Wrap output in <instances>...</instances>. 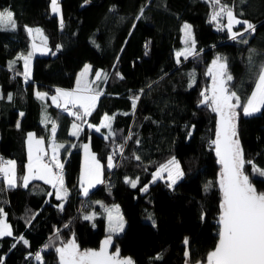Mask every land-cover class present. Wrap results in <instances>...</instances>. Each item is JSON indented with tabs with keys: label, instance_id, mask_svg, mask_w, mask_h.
<instances>
[{
	"label": "trees",
	"instance_id": "obj_1",
	"mask_svg": "<svg viewBox=\"0 0 264 264\" xmlns=\"http://www.w3.org/2000/svg\"><path fill=\"white\" fill-rule=\"evenodd\" d=\"M50 2L0 0V10H11L17 24L14 31H0V159L16 161L17 177H23L26 133L33 131L46 142L50 137L51 124L41 120L43 110L57 123L56 141L65 145L60 149V159L69 195L60 211L57 205L61 201L48 195L54 192L51 185L36 180L27 188H9L0 176V208L13 231L12 237H0L4 264H38L37 252L46 264H58L54 247L73 234L81 250L96 248L108 235L103 209L97 201L105 206L117 203L125 220L124 231L113 237L112 252L118 247L119 255L131 257L135 264H183V241L188 237L192 263L206 264L207 254L218 239L221 192L220 164L211 144L216 135V114L199 104L200 93L210 85L211 76L206 75L209 65L221 55L227 58L234 77L233 90L246 102L254 87L257 65L264 62V0H222L236 14L243 12L240 18L257 26L254 35L246 36L247 45L230 40L226 31H217L215 24L209 23V0H58L62 28L50 10ZM144 4L148 6L143 17L136 20ZM112 8L115 10L109 11ZM184 22L193 26L200 55L187 60L181 57L178 64L175 53L184 45ZM26 26L40 27L48 48L56 52L33 57L27 82L23 60L9 69V62L30 51L31 36ZM242 27L238 25L236 29ZM57 45L62 46L59 51ZM249 49H255L251 66ZM85 63L93 71L101 69L108 73L107 81L99 83L104 94L87 117L89 123L96 124L103 114L114 116L112 128L116 135L108 140L86 125L79 138L70 136L75 117L42 102L35 94L36 89L51 92L56 87L74 86L76 74ZM193 72L195 83L189 87V73ZM141 89L144 92L133 114L130 98L140 94ZM237 111V134L244 158L264 170V108L252 116H245L242 109ZM130 132L132 139L123 155H116L113 161L117 166L108 169L107 158L112 148ZM86 140L104 166V183L93 188L87 197L81 194L78 179L80 145ZM133 153L141 160L136 161ZM173 156L180 161L184 178L172 189L167 187L166 180L148 183L152 172ZM245 171L252 176L251 165L246 164ZM125 177L139 178L137 187L126 184ZM252 180L258 191L264 192V180L256 176ZM147 183L148 191H140ZM209 183L211 186L205 191ZM92 206L95 218L83 219ZM33 214L35 219L28 223ZM66 224L69 227L65 228ZM57 229L58 239L54 235ZM21 235L29 241L28 246L18 242ZM13 244L16 246L12 247ZM49 244L53 247L45 249ZM158 255L160 259H156Z\"/></svg>",
	"mask_w": 264,
	"mask_h": 264
},
{
	"label": "snow or ice",
	"instance_id": "obj_2",
	"mask_svg": "<svg viewBox=\"0 0 264 264\" xmlns=\"http://www.w3.org/2000/svg\"><path fill=\"white\" fill-rule=\"evenodd\" d=\"M88 2L89 0H85V3ZM209 3L212 9L209 14V23L215 24L217 31H226L230 40L247 45L249 40L246 36L254 35L257 31V26L247 19H241L240 16L243 15V12L239 15L236 14L234 8L223 3L222 0H209ZM147 6V4H144L139 8L136 20H140L143 17ZM51 10L53 13L60 15L61 10L58 0H51ZM114 10L112 8L109 11ZM238 25L243 26L242 30H234ZM60 26L61 28L63 27L62 16ZM16 27L17 24L12 11L8 9L0 10V31H14ZM132 27L135 28L136 25L133 24ZM26 31L30 36L33 32L40 36L43 47L38 49L33 40L31 50L26 55L20 54L16 60L9 62V69L11 70L18 60H23L25 82L31 78L32 57L36 51H40L43 55H56V52L47 48V38L43 36L41 29H32L26 26ZM181 31L183 33L182 42L185 47L175 53L178 64L181 63V57L187 60L189 57L197 58L200 55L196 48L192 26L185 23ZM129 35H131V32H129ZM149 43L150 41L145 43V49L148 48ZM61 47V45H57L56 50L59 51ZM249 53V65L251 66L255 49H249ZM117 60H119V57H117ZM90 70L91 66L86 64L84 69L77 75L74 88L70 90L56 88V94L50 98L57 108L75 117L69 132L70 136L79 138L86 125L89 129L94 128L98 133L101 132V129H108L107 134L104 136L108 140L116 135L115 130L112 128L114 116L105 114L99 125L90 124L87 120V117L95 109L99 97L104 94L103 89L99 88V83L107 81L108 73L97 70L95 78L89 80L87 76ZM19 74L17 73V75ZM115 75L123 79L119 72H116ZM206 75L211 76L212 84L209 88L201 91L199 104L206 106L217 117L216 138L211 141V144L215 146V153L218 158L217 163L221 165L218 184L222 194L218 220L219 239L214 250L208 252L206 264H264V192L258 191L252 180V176L264 180V170L258 168L251 160H245L237 134L238 109H242L245 116H252L261 112V109L264 108V62L257 65V70L254 73V87L251 94L246 98V102H242L238 92L233 90L231 86L234 77L229 71V63L226 57L217 55L209 65ZM189 76V87H191L195 83L194 72L189 73ZM143 92L144 89H141L140 94L130 98L133 114ZM48 95L46 92H36L38 99H43ZM8 99H12L11 94L8 95ZM124 114L128 115L129 113ZM20 115L23 116L24 114L20 113ZM75 121H80V123ZM42 123L51 124V136L48 140L51 156L48 155V151L44 147L45 140L43 138L37 139L33 133H28L26 141L28 162L25 165L23 177H17L16 161L14 160L0 163V174L3 176V182L9 188H16L17 186L27 188L31 181L36 180H42L45 184L51 185L54 192L48 193V195H55L56 200L61 201L57 207L60 211H63V202L67 200L69 190L65 185L64 164L60 160L59 150L65 148V145L56 142L57 123L51 120L46 112L42 113ZM16 126L17 128L20 127L19 121H17ZM191 135L192 132L189 131L188 136L191 137ZM123 139L124 143L116 144L114 152L108 156V169L117 166L113 162L116 158L115 153L118 152L123 155L127 142L132 139L131 132ZM136 143L137 145L140 144L139 139H137ZM80 146L84 150V163L81 166L79 184L81 194L87 197L90 189L97 184L104 183L102 179L103 166L96 155L91 152L89 144ZM133 158L136 161L141 160V157L135 153H133ZM246 164L251 165L252 176L246 173ZM184 176L185 172L181 167L180 161L173 156L166 163L157 167L156 171L152 173L150 183L166 180L167 187L172 189ZM18 181H22V184L18 183ZM124 182L132 188H136L139 178L131 179L125 177ZM210 186L211 183L205 185V191ZM148 187L149 185L145 184L140 191L147 192ZM96 203L100 204V207L104 209L107 215L108 235L101 242L98 250H81L73 234L71 239L54 247V251L58 255L59 264H135L131 257L120 258V249L118 247L115 253L109 252L113 237L119 235L125 229V220L119 212V206L114 205L112 208H108L100 201ZM4 215L3 209L0 208V237H12V228L6 223L3 218ZM95 216L96 213L93 212L84 215L83 219L93 220ZM201 218L203 219V216ZM32 219H35V214L32 215L28 223H31ZM153 226L155 227L154 220ZM64 227L67 228L69 225L66 224ZM54 235L58 239L60 230L57 229ZM18 242H22L25 246L29 245V241L22 235L18 238ZM183 243L185 245V264H192L189 238L185 237ZM15 246L16 244L12 245V247ZM52 247L53 245L51 244L45 245V249ZM29 256H31V253ZM156 259H160V256L158 255ZM35 260L38 264H46L39 252L35 254ZM0 264H4L3 257H0ZM196 264H204V262L196 261Z\"/></svg>",
	"mask_w": 264,
	"mask_h": 264
},
{
	"label": "crops",
	"instance_id": "obj_3",
	"mask_svg": "<svg viewBox=\"0 0 264 264\" xmlns=\"http://www.w3.org/2000/svg\"><path fill=\"white\" fill-rule=\"evenodd\" d=\"M56 16H57V14H56ZM38 26H34V27H31L32 29H36ZM41 29V28H40ZM42 30V29H41ZM42 33H43V31H42ZM33 35L34 34H36L35 32H33L32 33ZM43 36L44 37H46L45 36V34L43 33ZM31 46H32V44H31ZM47 48H48V45H47ZM49 49V48H48ZM30 50H31V48H30ZM86 65V63L78 70V72H77V74H76V78H77V75L84 69V66ZM90 65V64H89ZM23 66H24V64H23ZM91 66V65H90ZM97 70H100V71H102L101 69H96V70H92V66H91V70H90V72L88 73V76H87V79H89V80H91V79H94L95 78V72L97 71ZM75 83H76V79H75ZM75 87V84H74V86H72V87H56V88H62V89H66V90H70V89H72V88H74ZM56 88H54L51 92H47V91H45V90H43V89H36L35 90V94H36V92L37 91H39V92H46V93H48L49 95L47 96V97H44L43 99H40L42 102H49L50 104H52V105H54L55 106V104H54V102L51 100V96H53V95H55L56 94V92H55V89ZM102 89V88H101ZM42 113H45L43 110H42V112H41V120H42ZM104 115L105 114H103L102 115V117H101V119L104 117ZM108 115V114H107ZM48 116V115H47ZM110 116V115H109ZM51 118V117H50ZM101 119H100V121L98 122V123H96V124H93V123H90V124H93V125H99L100 124V122H101ZM51 120H54L53 118H51ZM55 121V120H54ZM56 122V121H55ZM72 126V125H71ZM93 130H94V128H93ZM70 131H71V128H70ZM107 132H108V129H101V132L100 133H102L104 136L107 134ZM28 133H33L34 135H35V137L37 138V139H39V138H43L42 136H38V135H36L33 131H28L27 133H26V136H25V148H26V156H27V160H26V163H25V165L27 164V162H28V153H27V143H26V141H27V135H28ZM50 136H51V130H50ZM50 138V137H49ZM44 139V138H43ZM57 142V141H56ZM58 143V142H57ZM44 147H45V149L48 151V155L49 156H51V150L48 148V141L46 142L45 141V144H44ZM59 155H60V150H59ZM47 159V158H46ZM7 160H13V159H6L5 161H7ZM61 160V159H60ZM84 162H83V160H82V152H81V163H80V171H79V176H80V172H81V166H82V164H83ZM24 174H25V171H24ZM2 178H3V176H2V174L0 175ZM78 179H79V177H78ZM40 181H42V180H40ZM98 185V184H97ZM96 185V186H97ZM105 216V221H106V227H107V218H106V214H104Z\"/></svg>",
	"mask_w": 264,
	"mask_h": 264
},
{
	"label": "rangeland",
	"instance_id": "obj_4",
	"mask_svg": "<svg viewBox=\"0 0 264 264\" xmlns=\"http://www.w3.org/2000/svg\"><path fill=\"white\" fill-rule=\"evenodd\" d=\"M59 3V2H58ZM60 5V4H59ZM50 10H51V2H50ZM60 10H61V8H60ZM51 12H52V10H51ZM53 13V12H52ZM55 14V13H54ZM61 16H62V12L60 11V15H57V17H58V20H59V22H60V20H61ZM242 19V18H241ZM226 22V21H225ZM185 23H188V22H184L183 24H182V26L185 24ZM188 24H190V23H188ZM191 25V24H190ZM192 26V25H191ZM237 27V26H236ZM37 28H39L40 29V27H37ZM36 28V29H37ZM181 29H182V27H181ZM192 29H193V26H192ZM234 30H237L236 28L234 29ZM183 34V33H182ZM183 37V36H182ZM33 40L35 41V44H36V46H37V48L39 49L40 47H43V44H42V40H41V37L40 36H38L37 34H32L31 35V44L33 43ZM185 47V45H183V47L181 48V49H183ZM180 49V50H181ZM179 51V50H178ZM36 54H41L40 53V51H36L35 52V54H34V56L36 55ZM33 56V57H34ZM33 57H32V61H33ZM87 65H89V63H86ZM31 68H32V65H31ZM211 84H212V79H211V81H210V85H209V87L211 86ZM208 87V88H209ZM82 144H89V147H90V142H89V140H86V141H84ZM90 150H91V148H90ZM91 152H93L92 150H91ZM94 153V152H93ZM95 154V153H94ZM98 159V158H97ZM171 159V158H170ZM82 160H83V162H84V150H83V148H82ZM99 160V159H98ZM169 160V159H168ZM168 160H166L165 162H163L162 164H164V163H166ZM100 161V160H99ZM100 163H101V161H100ZM101 165L103 166V164L101 163ZM161 165V164H160ZM103 168H104V166H103ZM157 169V168H156ZM156 169L153 171V172H155L156 171ZM152 172V173H153ZM165 176H166V174H165ZM80 177V176H79ZM152 180V174H151V177H150V180L148 181V183L150 182ZM147 183V184H148ZM79 186H80V184H79ZM96 187V186H95ZM94 187V188H95ZM91 190H93V188L92 189H90V191ZM90 191H89V193H90ZM80 192H81V188H80ZM114 205H116V206H119L117 203H114V204H112V205H109V206H106V207H108V208H112ZM93 212H95V209H94V207L92 206V207H90L88 210H87V213H86V215H88V214H90V213H93ZM119 212H120V214L123 216V214H122V212H121V209H120V206H119ZM103 213L104 214H106L105 212H104V209H103ZM105 216V215H104ZM4 219H5V221H6V223L8 224V225H10L9 224V222L6 220V217L4 216L3 217ZM106 218H107V215H106ZM107 227H108V221H107ZM107 227H106V230H107Z\"/></svg>",
	"mask_w": 264,
	"mask_h": 264
},
{
	"label": "water",
	"instance_id": "obj_5",
	"mask_svg": "<svg viewBox=\"0 0 264 264\" xmlns=\"http://www.w3.org/2000/svg\"><path fill=\"white\" fill-rule=\"evenodd\" d=\"M216 119H217V117H216ZM215 134H216V128H215ZM215 138H216V135H215ZM215 138H214V140H215ZM214 149H215V146H214ZM220 171H221V165H220ZM221 197H222V194H221ZM220 215V214H219ZM71 238H72V236H71ZM106 238V237H105ZM105 238H103L100 242H99V245L96 247V248H90V249H94V250H98L99 248H100V246H101V242L105 239ZM218 239H219V236H218ZM218 239H217V242H218ZM216 242V243H217ZM215 246H216V244H215ZM215 248V247H214ZM214 248H213V250H214ZM109 252L110 253H114V252H112L111 251V248L109 247ZM120 258H124V257H121L120 256ZM58 264H59V261H58ZM183 264H185V262L183 263ZM192 264H196V262L195 263H192Z\"/></svg>",
	"mask_w": 264,
	"mask_h": 264
},
{
	"label": "built area",
	"instance_id": "obj_6",
	"mask_svg": "<svg viewBox=\"0 0 264 264\" xmlns=\"http://www.w3.org/2000/svg\"><path fill=\"white\" fill-rule=\"evenodd\" d=\"M122 143H124V141H123ZM122 143H120V144H122ZM125 147H126V146H125ZM114 150H115V146L112 148L111 154L114 152ZM124 150H125V149H124ZM116 155H118V156H119V155H121V154H120V153H118V152H116V153H115V156H116ZM0 161H1V162H3V161H4V159H3V158H1V159H0Z\"/></svg>",
	"mask_w": 264,
	"mask_h": 264
}]
</instances>
